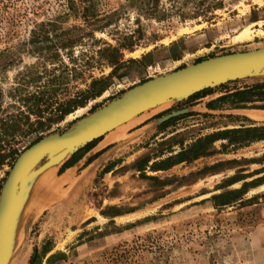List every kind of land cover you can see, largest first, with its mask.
Listing matches in <instances>:
<instances>
[{
  "label": "rangeland",
  "instance_id": "374dc122",
  "mask_svg": "<svg viewBox=\"0 0 264 264\" xmlns=\"http://www.w3.org/2000/svg\"><path fill=\"white\" fill-rule=\"evenodd\" d=\"M133 1L73 0L71 10L68 0H0L1 147L17 158L154 78L264 47V0H224L207 18L180 0L184 19L161 0L165 18L139 22ZM246 27L251 40L234 43ZM256 73L148 110L71 169L21 184L5 264H264V141L232 152L217 141L208 156L174 160L214 132L264 127L254 114L264 102L207 108L264 84ZM120 248L128 259L112 263Z\"/></svg>",
  "mask_w": 264,
  "mask_h": 264
},
{
  "label": "water",
  "instance_id": "95a60500",
  "mask_svg": "<svg viewBox=\"0 0 264 264\" xmlns=\"http://www.w3.org/2000/svg\"><path fill=\"white\" fill-rule=\"evenodd\" d=\"M252 72H259L256 74L264 77V47L214 57L154 78L89 115L66 132L44 137L24 150L13 163L0 193V264H5L8 257L9 237L18 209L21 184L33 181L46 169L63 165L80 148L148 110L240 80ZM44 158L47 159L42 163ZM39 163L42 165L35 173Z\"/></svg>",
  "mask_w": 264,
  "mask_h": 264
},
{
  "label": "trees",
  "instance_id": "16d2710c",
  "mask_svg": "<svg viewBox=\"0 0 264 264\" xmlns=\"http://www.w3.org/2000/svg\"><path fill=\"white\" fill-rule=\"evenodd\" d=\"M160 1L161 0H134V5H136L134 11L138 16V22L140 21V18H144L146 20H162L163 18H165L166 9L160 6ZM165 1L170 5L171 10L176 9L182 19L187 16L181 8H178V3L180 2V0ZM68 2H70L72 6L70 7V9L75 10L76 7H73V0H68ZM192 4V16H203L204 18H207L210 11L223 8L224 0H192ZM113 15H115V13ZM211 93L212 89H205L197 94L192 95L189 99L196 100L204 98ZM255 102H264V84L245 87L242 90L224 95L208 103L207 108L209 110H214L224 105L242 108L245 107L246 104ZM224 140H227V145H224L223 147L225 152L227 151L225 148H228V146H232L234 148L230 152L237 151L239 149L248 147L254 142L264 141V127H240L237 129H227L214 132L203 138H199L190 147H188V149L182 150L174 157L175 164L187 161L190 158L197 159L201 156H208L209 154L207 153V150L209 146L217 141ZM94 142L95 141L86 145L84 149L73 154L61 166L59 173H63L67 169L73 167L82 158L84 151L89 150V148L93 146ZM10 146L11 145H8L7 150H5L4 147L0 146V169L4 165L12 166L13 162L16 159L17 153L14 149H10ZM160 168H162L163 170L166 169V167H158V165H154L152 169L159 170ZM263 179L258 180V182L263 181ZM224 196H226V194ZM219 198L220 197H214L212 200L215 202ZM228 203L229 202H225L222 205H226ZM114 256L116 257V259H111L112 263H118L116 261H119V263H123L128 259L129 254L127 250L120 248L114 251Z\"/></svg>",
  "mask_w": 264,
  "mask_h": 264
},
{
  "label": "crops",
  "instance_id": "0c3cea01",
  "mask_svg": "<svg viewBox=\"0 0 264 264\" xmlns=\"http://www.w3.org/2000/svg\"><path fill=\"white\" fill-rule=\"evenodd\" d=\"M254 114H255V115H259L260 118L264 120V110H259V111H257V112H254ZM124 131H125V128H124V129H120V131H119V129H118V130H116V131H114V132H112V133L106 135V136L104 137V139H103L102 141H100V142L96 145V148H95V149L98 150V151H100V150H102L105 146H107L108 144L112 143V141L119 140L121 137H123L122 134L124 133ZM118 134H119V137L113 138V137H115V136L118 135ZM112 138H113V139H112ZM103 157H105V154H104ZM70 169H71V168H70Z\"/></svg>",
  "mask_w": 264,
  "mask_h": 264
},
{
  "label": "bare ground",
  "instance_id": "6f19581e",
  "mask_svg": "<svg viewBox=\"0 0 264 264\" xmlns=\"http://www.w3.org/2000/svg\"><path fill=\"white\" fill-rule=\"evenodd\" d=\"M251 32L249 30V28H244L242 29L239 33H237L234 37H233V42L234 43H242V42H245V41H249L251 40ZM133 120V119H132ZM130 120V121H132ZM129 121V122H130ZM52 168H55V167H52ZM19 230V229H18ZM21 231V230H20ZM18 232V231H17ZM13 237V236H12ZM16 237L18 238V233L16 235ZM11 241V239H10Z\"/></svg>",
  "mask_w": 264,
  "mask_h": 264
}]
</instances>
